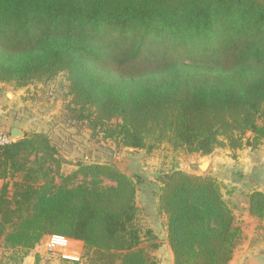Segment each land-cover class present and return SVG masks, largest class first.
<instances>
[{"label": "trees", "instance_id": "trees-1", "mask_svg": "<svg viewBox=\"0 0 264 264\" xmlns=\"http://www.w3.org/2000/svg\"><path fill=\"white\" fill-rule=\"evenodd\" d=\"M60 74L64 120L117 146L200 156L260 146L264 0H0V83ZM56 154L44 132L0 145L2 245L25 257L60 234L84 243L89 264H158L136 179L113 162L63 174ZM160 182L175 264H231L241 229L219 181L176 169ZM248 197L264 219V191Z\"/></svg>", "mask_w": 264, "mask_h": 264}, {"label": "rangeland", "instance_id": "rangeland-1", "mask_svg": "<svg viewBox=\"0 0 264 264\" xmlns=\"http://www.w3.org/2000/svg\"><path fill=\"white\" fill-rule=\"evenodd\" d=\"M194 55L191 51L183 53L181 57L190 59ZM68 91V81L62 74L48 83L32 82L24 88L0 83V133L12 137L11 128L16 127L22 130L23 137L37 132L48 134L56 146V157L61 161L60 172L63 174L76 169L78 162L115 163L138 183L140 222L145 226L152 225L159 232L166 225V216L158 210L160 177L176 169L213 176L221 184L224 197L233 208L236 224L241 229L238 263L240 257H257L253 252L256 250L261 256L260 262L264 264V219L252 217L248 211L249 193L257 188L264 191L263 147L246 145L241 152L220 147L208 156L187 153L182 149L174 150L166 143L152 151L128 150L104 140L101 134L92 136L89 129L66 122L62 113ZM40 155L42 153L38 152ZM34 158L35 154H32L30 159ZM204 163L206 166H203ZM52 165L54 173L56 163ZM104 183L109 184L110 181L105 180ZM143 245H147V242ZM75 248L82 250V264H89L84 243L77 242ZM25 254V250L5 248L0 241V264H21ZM33 256V264H73L59 253L47 252L41 245Z\"/></svg>", "mask_w": 264, "mask_h": 264}, {"label": "crops", "instance_id": "crops-1", "mask_svg": "<svg viewBox=\"0 0 264 264\" xmlns=\"http://www.w3.org/2000/svg\"><path fill=\"white\" fill-rule=\"evenodd\" d=\"M13 128H16V127H13ZM13 128H11V130ZM260 147L264 148V142H263V144L260 145ZM243 149L238 150V152H241ZM262 166H264V165H262ZM260 190H262V189H260ZM248 211H249V209H248ZM249 214H250V212H249ZM148 227H150L153 230V233L156 236L155 242L158 243V248L154 252V255L156 256L158 264H175L174 253H173L171 245L169 243L166 225L164 226V228L161 232L157 231V229L155 227H153L152 225H148ZM237 249H238V246L234 252L233 258L231 260V264H262L260 262L262 260L261 256H258L259 251H256V250L253 252H254L255 256H257V257H254L252 255H249V257H245V258L240 257L241 261L238 263L237 252H239V249L238 250ZM37 250H39V246L30 250L27 253V255L23 258V261L21 264H33L34 263V257H35L33 255L36 254ZM73 264H80V263L73 262ZM81 264H82V261H81Z\"/></svg>", "mask_w": 264, "mask_h": 264}, {"label": "built area", "instance_id": "built-area-1", "mask_svg": "<svg viewBox=\"0 0 264 264\" xmlns=\"http://www.w3.org/2000/svg\"><path fill=\"white\" fill-rule=\"evenodd\" d=\"M13 141L11 136L0 133V145ZM79 241L72 240L67 236L60 234L49 235L40 245L49 253H59L60 256L72 262H81L83 258L82 250H76L75 245ZM39 245V246H40Z\"/></svg>", "mask_w": 264, "mask_h": 264}, {"label": "water", "instance_id": "water-1", "mask_svg": "<svg viewBox=\"0 0 264 264\" xmlns=\"http://www.w3.org/2000/svg\"><path fill=\"white\" fill-rule=\"evenodd\" d=\"M11 135L14 139H22L23 138V132L22 130L18 129V128H13L11 130ZM128 150H135V151H140L141 149L139 148H132V147H127Z\"/></svg>", "mask_w": 264, "mask_h": 264}, {"label": "bare ground", "instance_id": "bare-ground-1", "mask_svg": "<svg viewBox=\"0 0 264 264\" xmlns=\"http://www.w3.org/2000/svg\"><path fill=\"white\" fill-rule=\"evenodd\" d=\"M203 166H206V163H204V165Z\"/></svg>", "mask_w": 264, "mask_h": 264}]
</instances>
